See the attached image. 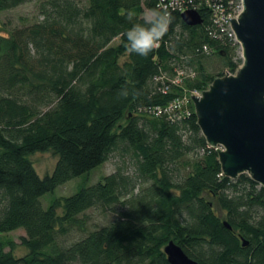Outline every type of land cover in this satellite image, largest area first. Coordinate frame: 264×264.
Listing matches in <instances>:
<instances>
[{
    "label": "trees",
    "instance_id": "1",
    "mask_svg": "<svg viewBox=\"0 0 264 264\" xmlns=\"http://www.w3.org/2000/svg\"><path fill=\"white\" fill-rule=\"evenodd\" d=\"M159 1L0 0V12L34 2L39 13L29 24L0 27V264H171L164 253L170 240L199 264H264V187L247 173L224 176L195 107L174 122L141 110L177 94L159 91L161 73L195 69L187 87L204 91L217 76L204 58L217 55L226 74H235L241 49L211 37L209 7L198 9L203 24L190 27L182 12L167 17ZM148 9L169 23L159 46L140 57L124 33L144 23ZM48 149L59 158L42 177L29 154ZM116 152L131 155L133 175L118 167L80 188L65 199L63 214L59 199L44 206L47 192ZM91 208L118 217L87 231ZM18 228L27 232L23 257L5 251L1 237ZM73 228L84 235L62 245Z\"/></svg>",
    "mask_w": 264,
    "mask_h": 264
},
{
    "label": "water",
    "instance_id": "2",
    "mask_svg": "<svg viewBox=\"0 0 264 264\" xmlns=\"http://www.w3.org/2000/svg\"><path fill=\"white\" fill-rule=\"evenodd\" d=\"M243 4L240 16L229 19L243 63L235 74L216 76L202 96L194 94L193 104L202 135L218 148L224 176L237 179L247 173L264 187V0H243ZM181 17L190 27L203 24L194 8ZM243 243L249 244L245 239ZM164 253L171 264H199L174 240L165 245Z\"/></svg>",
    "mask_w": 264,
    "mask_h": 264
},
{
    "label": "rangeland",
    "instance_id": "3",
    "mask_svg": "<svg viewBox=\"0 0 264 264\" xmlns=\"http://www.w3.org/2000/svg\"><path fill=\"white\" fill-rule=\"evenodd\" d=\"M76 1L80 2V4L83 6H86L89 2V0ZM151 12L152 11L149 9L146 10L144 17L146 19H151V16L146 15ZM38 15L39 13L37 12L36 3L28 2L27 4L18 6L15 9L7 10L6 12H0V27L3 26V22L6 24V26H23V24H29L30 22L36 21ZM237 58L243 59L242 51L237 53L235 60H238ZM204 59L206 61L207 70L213 75L221 76L219 74H226L228 71L227 67L223 65V60L217 55ZM29 158L36 168L38 174L42 177H46L47 174H51L53 172L59 158V154L55 153L51 149H48L45 151H35V153L29 154ZM118 167L124 168L126 172L133 175L134 166L133 161L131 160V155L127 154L126 156H123L120 152L114 153L111 158L106 161V163L101 164L99 167L90 171V173L83 174L77 178L68 180V182L59 185L56 190L47 192V194L42 196V202L44 206L47 207L53 200H61V203L58 207V214H63L65 210V199L78 192L82 187L90 186L93 183L103 181L106 176L111 175ZM182 173H185V171H182ZM215 206L216 210L219 211L220 215L222 216L224 211H221L218 205L215 204ZM117 217V213L114 211L104 210L101 212L98 209L91 208L85 213L84 218L86 222L84 228L87 231H92V229L96 227H103V225L113 222V220ZM84 233L85 232L79 228H73L69 235L60 238V242L62 245L68 246L72 242L79 240L84 235ZM26 236L27 232L22 228L3 233L1 237L3 242H5V251H11L16 257L28 255L29 247H27V245L23 242V238Z\"/></svg>",
    "mask_w": 264,
    "mask_h": 264
},
{
    "label": "built area",
    "instance_id": "4",
    "mask_svg": "<svg viewBox=\"0 0 264 264\" xmlns=\"http://www.w3.org/2000/svg\"><path fill=\"white\" fill-rule=\"evenodd\" d=\"M202 5L212 10L213 25L216 27L210 32L212 38L229 39L234 44L241 45L236 36V32L231 25V20L240 16L244 9L243 0H160L159 6L167 12L170 17L173 11L184 12L185 10L194 8L198 10ZM159 46V45H157ZM206 52L211 49L204 47ZM229 74H233L229 72ZM197 77V71L188 67H175L172 73L163 72L155 78L160 84L159 91L163 94L170 95L174 92L172 99L164 104H154L151 107L141 109L150 116L163 117L166 116L170 121H179L189 116L194 110L193 104L194 94L203 95L200 88L187 87V81H192ZM210 147H212L209 144ZM215 148V147H212ZM218 150V148H215Z\"/></svg>",
    "mask_w": 264,
    "mask_h": 264
},
{
    "label": "clouds",
    "instance_id": "5",
    "mask_svg": "<svg viewBox=\"0 0 264 264\" xmlns=\"http://www.w3.org/2000/svg\"><path fill=\"white\" fill-rule=\"evenodd\" d=\"M146 15L152 18L146 19L144 23H133L124 33L129 51L140 57H147L157 47L169 23L165 15L155 11ZM128 18L132 19L131 12Z\"/></svg>",
    "mask_w": 264,
    "mask_h": 264
}]
</instances>
